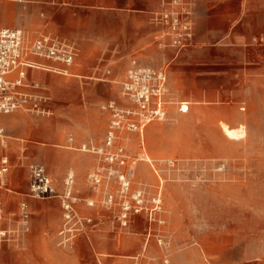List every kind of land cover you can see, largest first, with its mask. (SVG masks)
<instances>
[{
  "label": "rangeland",
  "instance_id": "1",
  "mask_svg": "<svg viewBox=\"0 0 264 264\" xmlns=\"http://www.w3.org/2000/svg\"><path fill=\"white\" fill-rule=\"evenodd\" d=\"M243 1L247 6L243 17L258 25L248 26L240 43L235 36L206 42L201 75L187 62L181 64V55L169 73L167 118L148 126L143 147L136 134L125 141L135 162L132 190L146 188L152 197L160 180L163 183L162 209L152 224L143 213L123 227L117 220L119 207L105 205L106 194L116 193L118 184L103 183L96 189L89 180L101 161L82 149L102 147L106 129L86 141L66 122L69 116L79 119L82 109L94 108L108 124L110 114L103 107L119 102L132 61L159 66L172 52L161 53L156 42L146 45L152 55L81 54L69 72L87 77L83 80L31 70L34 79L48 87L54 105L50 116L2 115L26 118L4 125L13 161L9 175L13 192L3 190L2 195L12 229L20 226V204L27 200L32 206V228L15 242L0 245L2 257L11 259L7 248H13L17 259L13 264H264V7ZM47 3L0 0V27L23 29L29 41L44 33L59 35L57 0L52 15L45 10ZM182 101L190 102L185 114L179 111ZM224 126L245 136L228 137ZM32 162L45 165L59 193L68 175H74L76 208L91 222L68 245H60L58 237L63 223L59 199L57 206L43 210L34 206L43 201L27 196V166Z\"/></svg>",
  "mask_w": 264,
  "mask_h": 264
},
{
  "label": "built area",
  "instance_id": "2",
  "mask_svg": "<svg viewBox=\"0 0 264 264\" xmlns=\"http://www.w3.org/2000/svg\"><path fill=\"white\" fill-rule=\"evenodd\" d=\"M27 3L28 0H14ZM196 0H165V9L156 16L158 23L166 30L161 37V45L180 53L195 44L194 23L192 22V5ZM263 37L261 42H263ZM77 47L60 37L43 34L29 41L20 28L0 27V114L11 115L18 112L50 116L48 104L50 98L39 83L28 84L27 69L40 67L32 57L46 59L71 67L78 56ZM168 66H140L136 62L128 70L122 84L124 104L108 102L103 109L110 114L109 127L102 147L82 150L96 154L101 165L89 175L94 188L101 184H118L116 193H107L105 205L118 206L117 220L127 227L135 216L145 213L150 224L156 221L162 209V181L157 194L150 197L146 188L132 190L134 161L128 155L125 141L129 135L136 134L144 146L145 131L154 122H162L168 116L170 99ZM60 72H66L60 70ZM179 111L187 113L189 104L181 102ZM0 145L8 146L7 134L0 127ZM170 164L174 165L173 162ZM11 169L8 156L0 157V244L15 242L22 234L30 231V205L23 202L20 211L19 229H12L5 211L1 193L7 185V175ZM30 187L28 196L37 200L57 198L63 210V223L58 232L60 245L70 244L77 235L85 232L90 219L79 215L76 208L77 198L73 188L75 178L69 174L65 180V189L57 192L53 179L41 164H30ZM91 206L93 204H90ZM152 228L149 227L148 237Z\"/></svg>",
  "mask_w": 264,
  "mask_h": 264
},
{
  "label": "crops",
  "instance_id": "3",
  "mask_svg": "<svg viewBox=\"0 0 264 264\" xmlns=\"http://www.w3.org/2000/svg\"><path fill=\"white\" fill-rule=\"evenodd\" d=\"M46 1L48 2V6L45 7V10L47 13L52 15V13L55 11L53 7L55 0ZM212 1L213 2L210 4L206 3V0H199L195 4L193 3L192 22L194 23L195 31V44L193 47L198 46V48L189 51L186 49L180 53H177L174 49H171V51L169 48L161 45L162 40L164 41V39L161 37L164 35L166 28L157 22L156 16L164 11L165 0H57V11L60 15V31L59 35L54 36L60 37L64 41L74 44L79 52L77 58L81 54L84 57L107 58H130L134 57L137 53L152 55L153 51L147 50L146 45L148 43L154 44L159 42V47H162V49H159L161 53L165 52L169 55V53L172 52L170 58L167 61L159 66H154L151 64H141L139 61L133 60L132 65L134 62L140 66L148 67H163L169 65V75L172 63L182 55V60L180 63L185 64V62H187V64L195 67V74L201 75L204 73V68L206 67V42L219 41L220 39L228 40L235 36V41L240 43L244 39L245 35L247 37V33H245L248 31L247 27L253 24L258 25V22H256L255 19L243 17V10L247 9V6H245V2L243 0ZM253 1L255 2L254 7L258 8L259 5H263L264 7V3L261 2L262 0ZM10 21H12V18ZM206 26L211 27V29L206 30ZM24 32L26 33V31ZM44 34L53 35L52 33ZM158 38L161 39L159 40ZM186 59L189 60L187 61ZM32 60L41 66L27 69V82L28 84L39 83L43 86L44 90H42L41 93H45L49 96L50 102L48 106L51 109V112L54 105L53 97L45 84H42L41 82L34 79L31 74V70H43L62 76L79 78L81 80L87 78L78 73L69 72L75 63L71 67H66L61 63L40 59L37 57H32ZM60 70H65L66 72H60ZM108 72L110 73V71ZM199 82L201 81L199 80ZM118 100L119 102H116L119 104H124L122 93H120ZM182 102H186L190 105L189 101ZM18 120L22 122L26 121V118L21 115L7 118L0 114V127L4 128V125H9L10 123L16 122ZM66 125L71 126L77 133H80L82 136H84L86 141L89 139V137L96 138L99 131H101L103 134L104 130L106 129L104 135L105 139L106 132L109 127V123L107 124L105 116L98 114L97 110L94 108L91 110L82 109L79 119L69 116ZM7 147H9V144ZM7 147L3 148L0 145V157L8 156L10 158L12 168L13 161L9 155ZM33 163L41 164L37 162L29 163L27 166L28 169L29 165ZM41 165L45 167L44 164ZM10 172L7 175V185L4 190L13 192V188L9 182ZM28 194L29 193H27V196ZM1 199L4 203L5 211L7 213L8 210L6 209L5 203L6 199L3 197L2 193ZM41 201L43 202H35L34 206L46 210L52 205L57 206L58 200L53 198ZM23 202L29 203L27 200H24ZM22 203L20 204V211ZM29 205L32 217V206L30 203ZM31 219L32 218H30V221ZM30 228H32L31 223ZM7 251H10L11 259H5L2 257V251H0V264H13V262L17 260L16 253L13 248H7Z\"/></svg>",
  "mask_w": 264,
  "mask_h": 264
},
{
  "label": "bare ground",
  "instance_id": "4",
  "mask_svg": "<svg viewBox=\"0 0 264 264\" xmlns=\"http://www.w3.org/2000/svg\"><path fill=\"white\" fill-rule=\"evenodd\" d=\"M223 130H224L225 134H226L228 137H231V138H237V139H239V138H242V137L245 136V135H244V132L241 133V132L238 131V130H232V129H230V128L227 127V126H224V127H223ZM83 148H84V147H83ZM100 188H101V187H100Z\"/></svg>",
  "mask_w": 264,
  "mask_h": 264
}]
</instances>
